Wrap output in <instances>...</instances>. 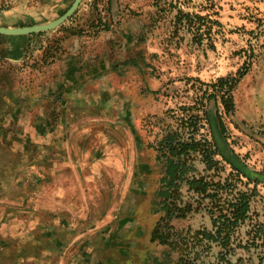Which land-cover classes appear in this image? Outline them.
Listing matches in <instances>:
<instances>
[{"label": "rangeland", "instance_id": "374dc122", "mask_svg": "<svg viewBox=\"0 0 264 264\" xmlns=\"http://www.w3.org/2000/svg\"><path fill=\"white\" fill-rule=\"evenodd\" d=\"M72 2L0 0V26L47 23ZM37 33L0 34V264H152L164 251L264 264V0H81ZM220 78L235 80L229 108ZM191 115L217 148L210 169L195 155L214 197L181 189L192 210L168 246L150 240L155 147ZM238 191L249 210L221 247L203 232Z\"/></svg>", "mask_w": 264, "mask_h": 264}, {"label": "trees", "instance_id": "16d2710c", "mask_svg": "<svg viewBox=\"0 0 264 264\" xmlns=\"http://www.w3.org/2000/svg\"><path fill=\"white\" fill-rule=\"evenodd\" d=\"M41 34V33H37ZM122 64L137 65L134 59L125 60ZM235 83L234 78L230 82L229 78H220L217 85L227 90L221 95L222 103L226 108L230 107V92ZM229 94L225 98L224 95ZM215 97V96H214ZM200 122L198 115L189 116L186 126L187 132L181 131L179 127L168 130L156 142V161L161 165L162 172L158 180V187L154 193L151 210L154 213H162L157 219L150 233V240L159 244L170 246L171 237L176 236L170 222L176 218L185 217L192 210V205L182 199V188L187 187L188 191H193L203 198L214 197L210 192V182L204 175H200V170L195 163V155H200V161L205 164L206 169H210L217 160L213 159L217 154L215 143L205 136L197 138L195 136L197 123ZM229 162V161H228ZM230 163V162H229ZM232 169L237 174L245 176L238 168L230 163ZM214 189V188H213ZM251 193L248 191H238L234 194L227 208H220V213L213 223L214 231H204L203 235L212 240H219L221 247H225L229 242V235L242 222H244L249 210ZM174 249V241H173ZM152 264H205L198 263L196 258H187L179 255L172 258L170 251L162 252L161 256L153 257Z\"/></svg>", "mask_w": 264, "mask_h": 264}, {"label": "water", "instance_id": "95a60500", "mask_svg": "<svg viewBox=\"0 0 264 264\" xmlns=\"http://www.w3.org/2000/svg\"><path fill=\"white\" fill-rule=\"evenodd\" d=\"M81 0H73L71 6L60 16L56 17L52 21L43 24H36L30 26H20V27H5L0 26V34L2 35H24L37 33L41 31L51 30L62 24L68 17H70L74 11L77 9Z\"/></svg>", "mask_w": 264, "mask_h": 264}, {"label": "crops", "instance_id": "0c3cea01", "mask_svg": "<svg viewBox=\"0 0 264 264\" xmlns=\"http://www.w3.org/2000/svg\"><path fill=\"white\" fill-rule=\"evenodd\" d=\"M7 47L9 48L10 52H12V53H13V51L14 52H18V49H19V46L18 45H11L10 43L7 45ZM15 57L16 56H13V58H11V59H15Z\"/></svg>", "mask_w": 264, "mask_h": 264}]
</instances>
